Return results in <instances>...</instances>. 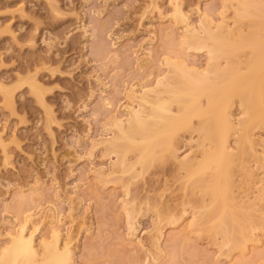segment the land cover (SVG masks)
Instances as JSON below:
<instances>
[{
	"label": "rangeland",
	"instance_id": "1",
	"mask_svg": "<svg viewBox=\"0 0 264 264\" xmlns=\"http://www.w3.org/2000/svg\"><path fill=\"white\" fill-rule=\"evenodd\" d=\"M177 1L184 16L173 0H0V80L13 94L11 105L0 92V249L13 218L33 212L39 248L54 228L61 245L70 242L63 264H264V117L252 124V146L230 136L238 221L257 227L245 245L226 244L230 234L204 209L211 197L180 166L199 151L196 132L182 128L142 169L114 165L117 156L96 143L114 135L115 115L127 118L131 89L167 73L166 57L206 65L203 50L183 45V26L208 17L235 26L236 0ZM263 3L252 0L240 22L247 32L264 35ZM248 51L234 58L244 62ZM238 99L229 110L241 128L248 115ZM136 156L128 151L127 163Z\"/></svg>",
	"mask_w": 264,
	"mask_h": 264
},
{
	"label": "bare ground",
	"instance_id": "2",
	"mask_svg": "<svg viewBox=\"0 0 264 264\" xmlns=\"http://www.w3.org/2000/svg\"><path fill=\"white\" fill-rule=\"evenodd\" d=\"M236 1L235 26L225 20L214 22L207 15L209 20L201 23L199 28L189 24L183 26V45L203 50L207 56L206 65L200 68L182 58L166 57L167 73L153 87L131 89L130 96L136 98V104L128 107L127 118L123 120L115 115L114 135L96 143L102 144L104 151L117 156L114 165L137 169L140 164L142 169L158 152L174 146L175 135L182 128L196 132L199 151L194 157L179 159L180 166L190 180L195 177L200 180L201 188L211 197L204 209L208 219L217 222L220 234H230L226 244L245 245L250 239L249 234H254L257 227L252 223L246 226V220L238 221L245 217L231 195L228 172L233 150L230 136L238 131L237 146L240 143L252 146V124L264 117V35L253 30L247 32L240 24L247 16L252 0ZM173 2L177 13L184 16L178 1ZM260 27L264 28V14ZM244 48H249L244 62L235 59L236 52ZM148 52L144 55L150 54ZM30 84L35 93L42 92L37 79ZM0 92L12 105V89L1 80ZM237 96L242 113L248 115L241 128L236 127L230 118L229 109ZM104 100L110 104L107 97ZM130 150L137 156L132 163H127ZM207 173L209 175L204 177ZM33 215V212H26L23 219L13 218L17 227L7 231L6 241L0 249V264H63L70 258V242L59 243L61 232L57 228L52 232L53 242L41 239V247L37 246L34 237L37 227L34 230L28 228ZM167 221L174 223L176 220L169 216ZM232 234H241V242Z\"/></svg>",
	"mask_w": 264,
	"mask_h": 264
}]
</instances>
